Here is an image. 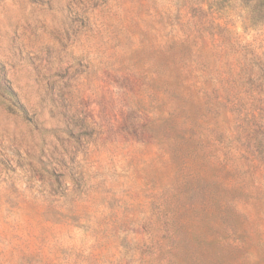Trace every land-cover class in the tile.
<instances>
[{
    "label": "rangeland",
    "instance_id": "1",
    "mask_svg": "<svg viewBox=\"0 0 264 264\" xmlns=\"http://www.w3.org/2000/svg\"><path fill=\"white\" fill-rule=\"evenodd\" d=\"M0 264H264V0H0Z\"/></svg>",
    "mask_w": 264,
    "mask_h": 264
}]
</instances>
